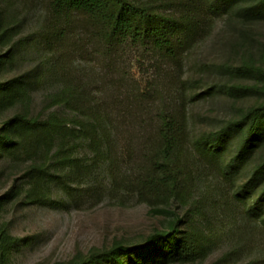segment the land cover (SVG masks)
<instances>
[{
    "label": "rangeland",
    "instance_id": "rangeland-1",
    "mask_svg": "<svg viewBox=\"0 0 264 264\" xmlns=\"http://www.w3.org/2000/svg\"><path fill=\"white\" fill-rule=\"evenodd\" d=\"M135 1L192 22L176 59L152 58L138 41L121 44L103 59L96 53L98 26L86 16L55 13L48 0H0V11L19 26L14 40L0 41V55L12 53L0 68V80L29 83L28 101L2 109L0 125L29 110L67 126L54 133L47 158L57 174L52 201L31 203L25 196L28 170L37 157L46 158L42 146L37 153L25 148L0 158V197L20 186L18 195L0 205V226L15 238L8 264H73L117 244L142 245L168 230L178 215L199 233L205 251L195 260L169 264H264V215L250 209L258 195L238 196L263 161L264 146L246 164L231 168L241 138L231 123L264 102V93L253 89L264 87V75L248 67L264 69V18L215 9L213 0ZM156 82L164 87L166 109L183 139L184 197L151 193L143 198L135 186L151 170L146 155L160 143L159 120L140 107L135 91ZM78 84L92 91L91 99H105L96 110L99 124L59 100ZM221 131L225 145L210 148Z\"/></svg>",
    "mask_w": 264,
    "mask_h": 264
},
{
    "label": "trees",
    "instance_id": "trees-1",
    "mask_svg": "<svg viewBox=\"0 0 264 264\" xmlns=\"http://www.w3.org/2000/svg\"><path fill=\"white\" fill-rule=\"evenodd\" d=\"M49 6L55 13L77 12L86 16L97 24L99 44L96 53L103 59L114 56L121 44L138 41L141 48L152 58L176 59L178 49L185 34L191 32L192 22L177 13L163 10L153 3H139L135 0H48ZM248 0H213L215 9L231 11L238 9L247 19L264 18V0H252L250 5L244 4ZM178 3L184 4V0ZM17 23L10 21L8 16L0 11V41L11 42L19 33ZM188 29V31H187ZM183 35L181 36V34ZM63 36L64 30L60 32ZM155 50L151 53V50ZM11 52L0 55V68L11 57ZM264 75V69L255 65H248ZM29 83L27 79L0 80V111L17 101H28ZM264 93V87H253ZM164 87L159 82L151 84L146 89L136 88L135 97L140 107L156 114L160 125V143L158 150L148 154L152 167L147 176L138 179L136 188L143 198L149 194L164 193L167 199L174 196L184 197L187 192V182L179 164L183 151V139L179 132V124L170 116L166 109ZM92 91L82 84L71 91H63L59 100L68 107L84 116L94 119L99 124L101 119L96 110L104 105L105 99L93 97ZM160 105L157 106V103ZM29 111V110H28ZM18 113L13 118L4 120L0 125V158L7 153H13L27 148L36 152L42 146L46 158L35 159L26 177L30 186L25 192L26 199L31 203L52 201L51 183L57 174L48 164L49 154L53 151L54 133L67 128L57 117L43 119L33 116L30 112ZM100 111V110H99ZM231 127L239 131L240 145L238 153L231 160V168L237 169L246 164L260 146H264V102L253 106L238 121L232 122ZM86 133L91 129L86 127ZM93 135V141L98 143V137ZM207 139V140H206ZM209 137L205 138L208 141ZM209 143V142H208ZM225 145V132L221 131L213 147L219 149ZM60 151V153H59ZM142 153L144 149L141 150ZM62 150H57L61 154ZM37 153V152H36ZM144 155V154H143ZM63 159H59L58 166H62ZM19 184H14L10 192L0 197V205L6 198L18 195ZM257 194L250 205L253 212L261 211L264 215V159L255 166L251 177L238 190V196ZM185 221L180 215L175 216L168 230L159 231L142 245L117 244L100 253H93L85 258H77L73 264H169L187 262L197 259L205 251L203 239L197 231L185 227ZM15 243L5 228L0 226V264H8L9 253Z\"/></svg>",
    "mask_w": 264,
    "mask_h": 264
}]
</instances>
